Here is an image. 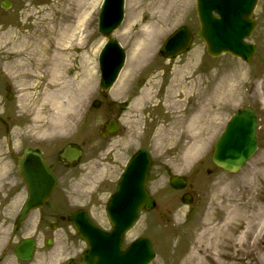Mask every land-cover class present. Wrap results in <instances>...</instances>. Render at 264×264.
Segmentation results:
<instances>
[{"label": "rangeland", "instance_id": "374dc122", "mask_svg": "<svg viewBox=\"0 0 264 264\" xmlns=\"http://www.w3.org/2000/svg\"><path fill=\"white\" fill-rule=\"evenodd\" d=\"M92 1H86V7L90 9V21L86 23V19L80 22L83 26L88 24L87 32L90 34L84 37L82 45L74 42L67 46V61L59 70L55 68L57 75L51 66L52 50L60 41V36L78 24L77 18L83 11L84 0H27L28 8L24 12L8 14V24L2 31L5 41L1 42L2 45L6 44L5 57L1 63L8 71V81L13 83L22 116L38 119L39 125L34 121L38 133L53 134L62 143L73 142L84 146L82 164L70 173L77 177V181L69 187L70 194L77 191L78 197H75L74 203L79 197L88 200L91 195L94 198L91 203L95 204L92 206L93 213L98 222L107 227L104 201L114 188L126 160L138 147H145L152 158L147 185L160 203L156 208L159 214L164 211L163 206H167L169 222L158 217L156 222L149 223V213H143L127 238L132 240L147 235L154 240L156 257L150 264H264V244L259 235L264 230L262 4L259 3L254 11L253 16L258 24L250 37V41L256 45V52L246 63L230 54H222L217 58L208 56L199 37H194L188 52L175 59L163 58L158 49L171 31L181 24L188 25L193 32L198 28L195 1L126 0L124 20L113 34L125 50V62L116 82L103 97L99 91L97 58L105 38L97 31L99 2L95 0L91 5ZM152 12L161 31L150 40L152 48L147 58L129 75H125V72H129L127 66L131 46L137 39L128 37V34L122 35L123 28L132 17L129 32L137 33L141 24L151 19ZM87 17L88 14L85 15ZM135 17L142 21L136 22ZM93 44L95 46L91 55ZM36 49L38 51L34 52ZM45 51H48V60L39 63L40 53ZM86 53L90 55L91 65L87 64ZM88 67L91 68V83L83 99L79 100L78 83ZM10 71H16L17 74L12 75ZM72 78L76 79L74 83L66 82ZM122 78L125 79V87L122 92L115 93ZM147 80L153 82V99L134 111L133 100L148 87ZM67 83L68 86L65 85ZM231 89L232 96L229 95L227 99L218 96V92L227 93ZM4 92L0 88V100ZM53 94L59 96L58 110L53 105ZM170 96L180 100L179 115L186 120L200 114L204 107L220 109L207 133L198 140L191 156L186 154L193 140L186 131L178 136L177 132L174 139L176 136L178 138L171 144L166 140H158L161 126L169 125L176 114L165 103ZM94 99L102 103L98 109L91 107L90 103ZM246 106L252 107L258 117L257 151L238 172L207 174V168L213 169L210 153L214 140L228 117L237 108ZM117 117L120 126L117 135L102 139L99 126ZM135 118L138 119L137 125L132 123ZM54 124H59L61 128L54 130ZM83 167L89 172L81 178L84 176ZM171 173L186 175L189 181L198 184L195 190L199 194L198 198L204 196L200 205L190 207L189 213L186 211L187 206H183L179 200V192L168 185V175ZM95 179H102L96 192L93 184ZM220 186L231 193L218 194L224 191ZM240 233L242 239H238ZM162 236H166L165 243L161 242ZM56 238L51 247H40L28 264H62L66 257L78 253L81 247L78 238L65 234Z\"/></svg>", "mask_w": 264, "mask_h": 264}, {"label": "water", "instance_id": "95a60500", "mask_svg": "<svg viewBox=\"0 0 264 264\" xmlns=\"http://www.w3.org/2000/svg\"><path fill=\"white\" fill-rule=\"evenodd\" d=\"M257 0H196V10L200 27L197 35L206 46V52L218 56L229 52L249 61L254 53V45L245 41L256 24L252 18ZM123 0H105L99 14V32L109 36L122 19ZM217 16H215V14ZM192 34L186 25L173 31L159 52L168 58L186 51ZM124 61V53L115 39H110L99 56L101 88L107 89L115 80ZM264 76V74H263ZM256 116L250 108L238 109L230 116L223 131L214 143L212 160L225 170H238L256 149ZM110 126L108 132H114ZM65 156L75 157L78 150ZM150 166L148 153L140 149L128 162L120 177L117 191L112 195L107 214L113 225L110 233L94 226L83 212L71 217L80 236L87 241L88 250L82 260L86 264H146L153 256L151 246L145 238L134 241L125 251L120 248L123 232L136 220L139 210L153 206V200L145 188ZM174 187H182L184 181L171 178ZM264 242V234H263ZM31 247L18 251V255L29 258Z\"/></svg>", "mask_w": 264, "mask_h": 264}, {"label": "flooded vegetation", "instance_id": "af4514ba", "mask_svg": "<svg viewBox=\"0 0 264 264\" xmlns=\"http://www.w3.org/2000/svg\"><path fill=\"white\" fill-rule=\"evenodd\" d=\"M24 4V0H0V87L3 88L7 84L1 63L6 51V44H1L5 41L2 31L8 24V14L23 11ZM14 111V108L6 106L0 111V264H23V260L15 255V248L22 239H33L36 248L40 238L53 237L56 232L66 234L72 227L68 214L78 208H86L70 207L74 203L67 187L77 178L70 173L78 164L70 165L63 160L56 141L40 139L51 136L31 132L30 118H16ZM40 160L55 175L56 189L60 191L57 194L52 192L42 206L31 208L18 221L27 189L42 187L38 180ZM83 174L87 175V169ZM93 200L90 195L88 202Z\"/></svg>", "mask_w": 264, "mask_h": 264}, {"label": "bare ground", "instance_id": "6f19581e", "mask_svg": "<svg viewBox=\"0 0 264 264\" xmlns=\"http://www.w3.org/2000/svg\"><path fill=\"white\" fill-rule=\"evenodd\" d=\"M83 1V0H82ZM86 1L84 0V6L82 7L83 11H80L78 18H77V25L76 27H70L68 28V31L66 34L60 36V41L57 42L56 47L52 50L53 53V59L51 60V66L54 67V71H55V75H57V71L56 69L59 70V68H61V66L64 64V62L67 61V49H68V45H72L74 42L78 43V44H83V39L84 37L86 38L87 36H89V32H87L88 29V24H85L84 26L81 25L80 22L84 21L85 15L89 14V11L87 12L86 10ZM93 3H95V0H93ZM137 3H140L139 1H137ZM81 4H83V2H81ZM158 10V9H157ZM132 15V14H131ZM132 17H130L127 20V23L125 24L123 31H122V35L124 34V36H126L128 34V37H135L137 40L133 43V45L131 46V53H130V58L128 61V66L127 69L129 68V72L127 74V72H125V75H129L133 69L139 65V63L147 58L148 53L151 51L152 45L150 43V40L155 37L160 31H161V27L159 24H157V20L154 19V12L151 13V19L143 24H141V27L139 29V31L136 33L135 31L133 32H129L130 30V26H129V22L131 21ZM136 19V17L134 18ZM136 21L138 23L141 22V20L138 18L136 19ZM89 22V20L87 19L86 23ZM80 23V24H79ZM85 33H87L86 35H84ZM139 41V42H138ZM94 44L91 46V55L94 51ZM38 50H34V52H37ZM33 52V53H34ZM47 54L48 51L42 52L40 53V58H39V63L42 61H47ZM86 61L87 64L91 65L92 63L89 62L90 61V55L89 53H86ZM56 68V69H55ZM90 67L86 68L85 70V74L82 75V79L79 81L78 85V89L77 92H79L78 97L79 100L83 99V95L86 93L90 83H91V73H89L90 71ZM61 78V77H59ZM76 81L75 78H72L70 80H66V82H72L74 83ZM147 84V88L145 90H141V92L134 98L133 100V104H132V108L135 111V109H139L138 107L141 105H144L145 103L151 101L153 99V95L151 93V87L153 85L152 80H147L146 81ZM194 84V83H193ZM66 86L69 85V83L65 84ZM125 87V79L122 78L120 80V83L117 85V87L115 88L114 92L115 93H120L123 91ZM70 89V88H69ZM65 92V91H64ZM233 90L231 89V91L229 92L227 90L226 92H218V96H220L221 99H227L230 96H232ZM59 96L56 95H52V100H53V105L54 107L58 110V101L57 98ZM167 102L165 101V103L169 104V106H171L176 114L173 117L172 122H170L169 125L167 126H161V128L159 129V136H158V140L160 142L162 141H168V143L170 142L173 143L178 137V135H180L181 133H183V131H186V133L192 138L193 143L191 144V146L188 148L187 154L186 156H191L194 153V149L197 147V144L199 143V139L203 138V135L205 133H207V131L209 130L210 126H211V122L213 121V118H215V116L218 114V112H220V109H215V108H211V106L209 107H204L200 114H198L197 116H192L189 120H186L184 118H182L179 115V104H180V100H178L175 96H170L167 98ZM132 123H134L135 125L138 124V119L135 118ZM55 125V124H54ZM183 127H186L183 128ZM60 125L56 124L54 126V130L60 129ZM68 128V125L66 126V130ZM183 129V130H182ZM178 132V134H177ZM177 134L176 138L174 139V136ZM264 170V169H263ZM238 239H242V233L239 234Z\"/></svg>", "mask_w": 264, "mask_h": 264}]
</instances>
